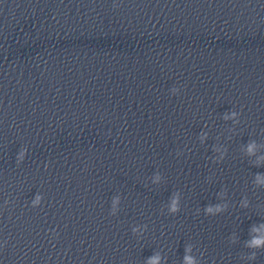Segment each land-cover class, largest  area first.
<instances>
[{
	"label": "clouds",
	"instance_id": "9594fccd",
	"mask_svg": "<svg viewBox=\"0 0 264 264\" xmlns=\"http://www.w3.org/2000/svg\"><path fill=\"white\" fill-rule=\"evenodd\" d=\"M249 151H251V147H250ZM38 200H39V197L37 198V201ZM172 210L173 211H176L175 201L173 202V208H172ZM252 243L255 246H259L262 242L260 240H254ZM185 259L187 261V264H193V261L191 260L190 257H185ZM151 264H155V260L151 261Z\"/></svg>",
	"mask_w": 264,
	"mask_h": 264
}]
</instances>
